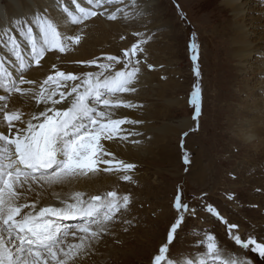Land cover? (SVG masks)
Listing matches in <instances>:
<instances>
[{
  "label": "snow or ice",
  "instance_id": "snow-or-ice-1",
  "mask_svg": "<svg viewBox=\"0 0 264 264\" xmlns=\"http://www.w3.org/2000/svg\"><path fill=\"white\" fill-rule=\"evenodd\" d=\"M71 4L74 9L65 0H55V7L76 25L75 34L61 31L47 9L37 13L31 22H15V32L28 45L27 56L16 35L5 32L3 47L14 59H0V90L4 93L0 94V264H81L104 237L114 235L112 229L118 222L131 224L121 218L132 197L121 195L118 185L96 192L78 190L77 186L102 174L135 182L137 165L118 158L108 142L132 148L145 142L147 134L135 127L144 121L129 119L120 110L144 108L125 94L138 92L145 67L154 70L145 47L149 38L135 31V42L123 47L119 55L104 53L74 60L71 63L80 66L78 71L62 69L56 63L48 70L47 58L60 60L58 54L75 51L90 25L119 24L130 19L128 9L134 8L135 0L131 6L125 0H87L86 7L78 0H71ZM126 39L120 36L121 41ZM188 48L193 53L192 72L198 79V45L193 41ZM33 72L40 75L33 76ZM188 103L194 108L191 119L196 122L202 111L198 84ZM195 130L188 125V131L182 133L181 148L183 138ZM182 159L185 165L191 163L187 151ZM207 195L196 197L203 211L226 224L229 239L239 249L255 253L264 261V242L251 236L242 239L234 231L238 225L226 221L212 204L205 202ZM171 207L174 219L151 264H175L169 258L170 246L186 218L197 216L196 207L185 202L180 188ZM198 243L206 248L205 257L185 264H253L250 258L227 255L209 232Z\"/></svg>",
  "mask_w": 264,
  "mask_h": 264
},
{
  "label": "rangeland",
  "instance_id": "rangeland-1",
  "mask_svg": "<svg viewBox=\"0 0 264 264\" xmlns=\"http://www.w3.org/2000/svg\"><path fill=\"white\" fill-rule=\"evenodd\" d=\"M202 1L162 0L160 1L161 5H159V0H153L151 9L148 8L147 10L149 11L143 14L145 20L151 18L154 9L160 11L168 9L171 11V19L164 17L161 23H165L166 30H169L172 28V21L174 28L171 30L174 33L180 34L178 37L179 40L175 39L172 41L174 45L171 49L178 53V66L174 68L179 69L181 75L177 79V84L176 80L174 81L175 76L172 77V73H169V77L171 78H168L169 81L167 82L172 87L170 86L171 89L168 87V90H171L173 93V98L179 99V101L180 99H184L188 102L191 91L198 84L201 88L202 111L198 121L193 122V127L196 130L190 132L187 137L183 138L184 147L181 148L182 133L188 131V128H180L178 125L183 119L192 120L191 117L194 113L193 106L190 104L185 107L172 105L168 109V105L164 101L152 96L159 89L158 87L151 88L149 83H146L144 85L145 87H142L141 96L143 97L140 96L138 102L140 100L139 105H144L143 110L156 109L164 112V114L157 116L155 121L152 122L153 125L164 127L170 124L175 126V128L178 127V130L176 129L175 132L176 134L178 132V134L172 136L166 135L168 137L164 135L162 137L164 141H158L157 146L154 145L152 149L153 152L155 151V154H148V156L145 154V158L132 162L137 165L134 172L138 174H134L133 176L134 183L131 184L127 181H121L122 184L128 183L130 185L131 192L128 190L126 192L127 194L138 193L141 190V186L150 188L153 194L151 193L148 200L150 201L151 199L153 206L151 203L141 207L138 205L137 209L141 208L140 210H142L144 215L146 211L155 213L147 218L142 214V218L144 216V219L140 225L144 229L140 234L143 235L145 232L144 235H147L148 238H146L145 242L141 243L137 250L132 251L133 244L125 247L118 240L112 243L115 247L121 249L120 254L123 260H127V264L151 263L153 257L151 255H154L158 251L160 243L166 239L167 228L170 226V221L174 219L175 210L171 207V202L178 188L182 190V196L185 202L196 207L197 216L187 217L186 223L182 225V230H178L180 231L178 234L179 237H176L169 250L170 259L174 260L180 254H186L188 257L196 254L202 256L203 254L200 253L206 254V248L201 246L198 241L203 238L205 232H209L216 237L218 246L226 251L228 255L239 259L240 256H238V253L241 252L242 256L244 258H250L253 264H264V261L260 260L257 254L251 253L248 250L239 249L229 239L226 224L221 223L215 217L211 216V214L204 212L200 201L196 199V197L201 196L203 193H207L205 202L212 204L226 221L237 224L238 229L234 231H238L242 239L246 240L251 236L257 242H264V192L261 195L257 194L260 190L259 179L264 190V182L262 180L264 179V174L263 170H261L264 167V141H259L262 140L259 135L254 136V141H243L239 137L238 129L248 131L253 127H240L241 124L238 125L235 123L238 122L237 119L240 116L239 108L244 107V110H248L246 103L251 107L255 103L257 104L260 99L252 97L250 101L246 99L244 101L238 100L237 97L241 96L239 88L242 82L241 74L237 68L239 60L232 56V43L227 40L226 36L214 30L215 26L226 22L228 14L219 11V0H209L210 2L208 0ZM0 2L3 4L2 7L4 6L3 8H5L7 5L6 0H0ZM33 2L36 4L35 0ZM164 16L170 15L165 12ZM21 21L28 22L25 19ZM120 28V33L115 36L114 32L113 36L119 38L122 35L126 36L128 34L126 29L123 27ZM166 30L164 29L163 32H166ZM158 32L155 34L156 38L166 41L167 38L162 39L160 35H157ZM131 36L132 33L128 37L126 36V40L128 42H135L136 38L133 36L131 38ZM193 41L198 45V63L201 72V76L198 79L192 72L191 55L193 53L188 48V45ZM252 73V71L248 70V74H250L247 77L250 78V84L248 85L250 96L254 95L257 87L252 83L255 81L253 78L254 74ZM168 79L164 78L163 82ZM262 103L264 102L260 104L262 105ZM263 120L258 119V121ZM184 151H187L190 156L191 163L189 165H185L183 162L182 156ZM198 166L203 170L204 179L202 181L198 179L200 178V172L196 173ZM186 167L188 169L187 171H185ZM256 170H258V174L255 173ZM261 176L263 177L262 179ZM142 181L144 183L146 182L145 185ZM140 184L142 185L140 186ZM135 186L136 188H134ZM144 187L142 190L146 189ZM229 195L232 196L231 200L228 199ZM157 201L158 204L154 205V202ZM135 216L137 219L139 218L137 214ZM160 218H162V222L158 226ZM127 220L130 221L131 219L127 218ZM133 225L135 226V223ZM141 238L142 240L145 239L144 236ZM99 249L101 251L105 249V246L99 247ZM195 249H198V251ZM100 260L102 261L103 257ZM93 261V256H90L88 262Z\"/></svg>",
  "mask_w": 264,
  "mask_h": 264
},
{
  "label": "bare ground",
  "instance_id": "bare-ground-1",
  "mask_svg": "<svg viewBox=\"0 0 264 264\" xmlns=\"http://www.w3.org/2000/svg\"><path fill=\"white\" fill-rule=\"evenodd\" d=\"M35 1L37 5L35 4V2H33V0H6L7 5L5 6V8H3L4 6L2 7L3 4H1L0 2V59L6 60L9 62H10V59H14V57L13 58L9 57L7 50L4 49L3 47L6 30L16 35L20 44L25 49L24 54L27 56L28 51H29L28 45L25 39L20 37L19 34L15 32L14 24L17 20H23V19L28 20V22H31L32 18L37 13H42L44 12L45 9L48 10L49 15H51L57 20V22L60 25V30L63 31L66 35L75 34V32L77 31V27L71 22V19L65 18L63 14L59 11V9L55 7V0H35ZM152 1L153 0H135L134 8L130 7L128 9V11L132 14L131 18L128 20H122L119 24L97 22L95 24L90 25L89 29L87 30L86 38L82 41V44L76 48L75 51H72L68 54H58L61 56L60 60H57L56 57L49 56L47 58L48 63L46 65V68L48 70H51V64L56 63L62 69L78 71L80 69V66L74 65L71 63L74 60L90 59L93 56H100L104 53L115 54L116 51L118 52L115 55H119L121 54V50L123 47L130 46V44L132 43L131 41L130 43L127 40L121 41L120 37L119 38L115 37L118 33H120L121 31L120 27H123L124 29L127 30V33H128L126 35L127 37L131 33L135 31H139V32L144 33L145 37L149 38L148 43L145 45V47L147 51H149L147 52L148 62L154 65V70L149 71L145 67L144 69L145 74L141 76L140 82L137 85L138 92L133 93V94H125L126 98L131 100L132 103L139 105L140 100L138 102V99L141 96L142 87L146 83H149L151 88H154V87L159 88L157 91L153 93L152 96L154 98H160L162 101H164L166 105H168L167 106L168 109L172 105L185 107L189 103L185 101L184 99H180L179 101V99L173 98L172 97L173 93L171 92V90H168V87L171 89L172 86L170 85L171 86L170 87L167 82L171 78L169 77L170 76L169 73H172V77L175 76L174 81L176 80L177 84H178L177 79L181 75L180 70L174 68L175 66H178V61H177L178 53L177 51L171 49V47L174 45L172 41H174L175 39L179 40L178 37L180 34L174 33L172 31L174 28L172 21H171L172 30L171 29L166 30L165 23H161V20L164 19V17L165 18L168 17L169 19H171V14H170L171 11H169L168 9L164 11L154 9L153 13L151 14V18L144 20L143 14L149 11L147 9L153 5ZM160 1L162 0H159V3H158L159 5H161ZM78 2H80L82 6H85V7L88 6L87 0H78ZM132 2L133 0H125V3L129 4L130 6L132 5ZM65 3L67 4L69 8L74 9L75 6L71 4V0H65ZM218 9L220 12L227 13L228 16H227L226 22L222 23L219 26H215L214 30L215 32L226 36L227 40H229L232 43V46L229 45L231 46V51L233 54L231 55L239 60L237 68H238V72L241 74L240 76H241L242 82L239 88L241 96L239 95L240 97H237V98L240 101H244V99L250 101L252 97L253 98L256 97L257 99L258 98L260 99V101H258L257 104L255 103V105L251 107L250 105H248V103H246L248 106V110H244L245 109L244 107L239 108L240 116L237 119L238 122H235V123L238 125L241 124L240 127L242 126V127H249V128L253 127V128L250 130L247 129L248 131H242V129L240 130L238 129L239 133L238 132L237 133L239 134V137H241V139L245 142L254 141V136H257V135H259L260 138L262 139L259 141H264V120H263L264 118V105L263 104L264 103H262L263 106L260 104L261 102H264V78H263L264 77V0H219ZM165 12H167L170 16H164ZM134 15L138 17H135ZM205 21L207 22V20ZM164 29L166 30V32H163ZM157 31H159L157 35H160L162 39L167 38V40L166 41L158 40L155 35ZM114 32H115V36H113ZM164 34L166 35L164 36ZM131 38L133 37L131 36ZM204 41H205V38H204ZM248 70L253 72L252 74H254L253 78L255 79V81H253L252 83L255 87L257 86L253 96H250L249 89H248L249 87L248 85L250 84V78H247L250 75L248 74ZM32 75L37 76V75H40V73L33 72ZM162 77L167 78V79L169 78V79L166 81L164 80L163 82L164 78L162 79ZM0 94H4L2 90H0ZM16 106L19 107V104L17 103ZM239 107H241V105H239ZM143 109L142 110H136V109H121L120 110L122 115H127L129 119H139V120L144 121V124L135 126L137 130H141L142 132H145L147 134L145 137V142L143 143L142 146H140L139 148H132L130 145L111 144L110 142H108L111 148V151L114 154H116L118 158L127 160L128 162H131V163L138 159L141 160L145 158L144 156L145 154L147 156L148 154H152V153L155 154V151L154 152L152 151L154 145H156L158 141L160 142L164 135L172 136L176 134L175 132H176V129L178 128V127L175 128V126H172L170 124H167L164 127H157L153 125L152 122L155 121L157 116L159 114H164V112L158 111L156 109L154 110L150 109L148 111L143 110ZM258 119L263 120V121H258ZM189 124L193 126V121L190 119H183L180 121L178 126L180 128H188ZM124 127H132V126H124ZM137 139H139V137H137ZM163 139H166V138H163ZM198 165H199V162H198ZM261 170H263V174H264V167ZM199 172H200V178L198 179L202 181V179H204L203 170L201 167L198 166V171L196 173H199ZM255 173L258 174V170H256ZM134 174L138 175L135 172ZM262 176H261V179L263 178ZM262 180L264 182V179ZM121 181L122 180H118L114 176L102 174L101 176L95 178V180L91 182L82 183L77 186L78 190L96 192L98 190L99 191L111 190L113 186L118 185L119 186L118 191L120 192L121 195H131L132 197V203L129 205L128 210L124 213V216L121 218L122 220H127V218L131 219L130 220L131 224L126 225L122 222H118L112 229V232L114 233V235L104 237L95 246L94 251L90 254V256H93L94 261L88 262V259L90 256H86L81 261V264H106V263L107 264H127V260H123L120 254L121 249H118L112 243L115 240H118L121 242V245L125 247L133 244L131 249L134 252L135 250L139 248L141 243L145 242L146 238H148L147 235H144L145 232L143 235L140 234V232L144 229L142 228L140 224L143 223L144 216L145 218L150 217L151 214H153L154 212L146 211L144 215L142 210H140L141 208L137 209V207L138 205L140 207L147 206V204L151 203V199L150 201L148 199L150 198L151 193L153 194V192L151 191L150 188H146V186L145 187L143 186L144 189L145 188L146 189L142 190L143 187L141 186L142 184H140L141 190L139 189L140 191L138 193L127 194L126 192L128 190L131 192V189L129 188L130 185H128V183L122 184ZM258 181H259L260 190L257 194L261 195V193L264 192L263 185L260 184V179ZM142 183L144 182L142 181ZM134 188H136V186ZM154 203H155L154 205H156L158 204V201ZM151 204L153 206V203ZM162 213H161V216H162ZM135 214L138 215L139 217L138 219H140V221H138ZM142 214L144 215L143 218H142ZM161 222H162V218L159 219L158 226H160ZM70 223H73V222H70ZM134 223H135V226L133 225ZM124 228H127L128 231L125 232L123 230ZM180 231H178V233H180ZM143 236L145 238L144 240H142L141 238ZM69 239L71 240L72 238L69 237ZM103 246H105V249L100 251L99 247H103ZM195 250L198 251V249H195ZM224 252L227 254L226 251ZM200 254H203V255L201 256V255L196 254V255H191L188 257L186 254H180L178 257L174 258L173 261L175 262V264H185L187 260H191V259H195L198 261L199 259L205 257L204 253H200ZM124 256H126V254H124ZM238 256H240L239 259L244 258L241 252L238 253ZM102 257H103V260L101 261L100 258ZM148 264H151V263H148ZM206 264H210V262H206Z\"/></svg>",
  "mask_w": 264,
  "mask_h": 264
}]
</instances>
